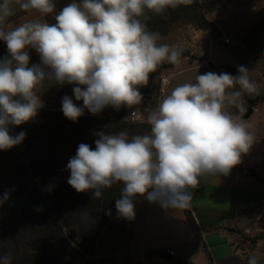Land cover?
Masks as SVG:
<instances>
[{"label": "clouds", "instance_id": "9594fccd", "mask_svg": "<svg viewBox=\"0 0 264 264\" xmlns=\"http://www.w3.org/2000/svg\"><path fill=\"white\" fill-rule=\"evenodd\" d=\"M192 3L82 0L65 6L53 25L29 21L11 27L9 19L17 10L45 16L54 12L55 4L0 0V40L9 53L0 59V151L25 139L23 131L12 135L11 127L31 121L45 106L37 94L45 81L75 85V99L83 106L67 95L62 99L63 115L73 122L85 109L97 115L109 106L119 110L139 105L143 96L138 86L147 85L149 75L163 63L178 65L184 52L181 46L158 43L160 34L144 23L146 12L159 15ZM29 47L39 54V64L29 66ZM238 72L233 76L209 71L198 74L194 83L177 85L156 108L147 109V134L94 133L95 149L81 143L69 159L68 184L78 193L92 192L93 199L122 185L115 207L118 218L129 221L135 219L138 195L164 209L189 207L191 190L206 177L228 175L254 142L247 125L229 111L235 107L243 112L244 95L258 93L249 70L238 66ZM10 194L6 190L0 196V205ZM82 220L88 226L92 217L85 213ZM0 264H12L11 253L0 255ZM247 264H261V258L253 254Z\"/></svg>", "mask_w": 264, "mask_h": 264}, {"label": "trees", "instance_id": "16d2710c", "mask_svg": "<svg viewBox=\"0 0 264 264\" xmlns=\"http://www.w3.org/2000/svg\"><path fill=\"white\" fill-rule=\"evenodd\" d=\"M237 1L193 0L190 5H180L163 14L146 12L144 23L150 32L159 33L163 38L176 24L187 21L209 32L221 51L239 61L243 50L221 43L222 33L207 18ZM261 33H264V21L255 26L244 41L249 36L256 39ZM256 51L249 50L250 53ZM184 58H189L185 52L181 60ZM174 67L168 63L159 66L149 75L147 85L138 86L143 96L141 102L162 97V75ZM224 69L233 76L239 75L236 67L226 66ZM244 98L251 110L264 103V98L248 94ZM128 108L122 106L112 118L82 115L76 122L66 118L63 112L38 111L31 121L10 126L12 135L23 131L26 136L19 145L0 151V196L11 190L8 200L0 205V255L11 253L12 264H64L67 256L83 259L94 256L99 238L117 214L115 201L120 198L122 185L104 190L102 199H93L92 192L78 193L68 184L70 171L66 166L75 156L79 144L86 143L95 149L96 132L115 134L127 130L130 135L149 133L148 123L127 119ZM254 177L259 179L257 175ZM49 185H53L51 191L46 190ZM37 208L43 211L37 212ZM109 211L111 215H108ZM85 213L92 217L88 226L82 220ZM124 222L130 221L124 219ZM151 255L166 256L165 252Z\"/></svg>", "mask_w": 264, "mask_h": 264}, {"label": "rangeland", "instance_id": "374dc122", "mask_svg": "<svg viewBox=\"0 0 264 264\" xmlns=\"http://www.w3.org/2000/svg\"><path fill=\"white\" fill-rule=\"evenodd\" d=\"M53 2L55 4L54 12L45 16L35 11L25 13L17 10L16 14L9 19L10 26L14 27L19 23L29 21H41L53 25L56 23L55 16L65 6L71 3L79 5L82 0H53ZM207 18L222 33L221 43L243 50L244 53L239 61L231 59L221 51V47L209 32L200 30L187 21L179 22L167 36L161 38L159 43L181 46L189 58L182 59L183 62L176 65L172 70L164 71L162 75V97L160 99L152 102H141L139 105L128 108L126 111L127 119L147 123V109L156 108L158 103L170 94L177 85L194 83L198 74L209 71L217 74L226 73L224 69L226 66L246 67L250 72V79L258 85V93L252 94V96L254 98H264V33L256 35V39L249 36L244 41L245 37L252 33L253 28L260 26L264 21V0H239L208 15ZM223 36L230 39V44L223 40ZM249 50L257 51L250 53ZM31 51L29 66L39 64V54L35 49L31 48ZM8 55L6 43L0 40V59ZM74 86L68 84L61 86L55 82L45 81L44 86L37 90V94L41 95V100L45 105L39 111L62 112V99L65 95L69 96L77 106L82 107L83 101L75 99ZM243 100L247 114L251 107L244 97ZM255 109L256 112L248 120H243L246 114L240 115L239 110L235 107L229 109L231 114L239 116L254 137V142L249 151L241 155L249 166L264 160V103L252 108L253 111ZM117 112L118 110L109 106L95 117L112 118ZM86 114L91 113L85 109L83 115ZM220 199V197L211 195L207 198L210 203L216 201V204H220ZM192 201H194V198ZM134 204L135 219L128 224L124 222L123 218H118V213L115 214L104 235L100 238L94 256L86 258L84 264H137L135 259L138 255L130 254L131 250L134 252H147L148 247L151 249L174 247L178 236H181L183 241L189 240L188 217L186 218L184 210L164 209L159 203H149L145 197L139 195L134 200ZM259 223L264 234V215ZM131 232L134 233L133 238L130 236ZM258 254L262 255L264 259V245L258 251ZM151 257L156 258L154 255L148 254V257L144 260L145 264H169L166 261L153 260Z\"/></svg>", "mask_w": 264, "mask_h": 264}, {"label": "crops", "instance_id": "0c3cea01", "mask_svg": "<svg viewBox=\"0 0 264 264\" xmlns=\"http://www.w3.org/2000/svg\"><path fill=\"white\" fill-rule=\"evenodd\" d=\"M182 62L183 60L180 61ZM255 112L256 109L253 114ZM255 175L259 179H256ZM191 191L194 201H191L189 207L182 209L188 214L189 240L183 241L182 237L178 236L174 247H148L147 252H144L151 255L171 250L175 253L173 258L167 255L151 257L153 260L166 261L169 264H247L248 258L253 254L260 257L261 264H264L263 256L258 254L264 241L259 243V250L252 253L251 246L245 244L233 232L241 230L250 236L263 234L259 222L264 215V160L249 166L245 158L241 157L240 163L235 165L228 175L216 174L206 177ZM209 195L220 197V204H216V201L210 203L207 200ZM130 236L133 238L134 233L131 232ZM130 254L137 256L138 252L131 250ZM137 259L138 256L135 261Z\"/></svg>", "mask_w": 264, "mask_h": 264}, {"label": "built area", "instance_id": "2783aa9c", "mask_svg": "<svg viewBox=\"0 0 264 264\" xmlns=\"http://www.w3.org/2000/svg\"><path fill=\"white\" fill-rule=\"evenodd\" d=\"M223 37H224L223 40L227 44H230V39L226 38V36H223ZM26 50L28 51L29 55H32L31 47L27 48ZM239 114L240 115H245L246 112H245V110L243 112H240L239 111ZM165 254L167 256H169V257H172V258L175 256V253L173 251H171V250H167L165 252ZM137 255H138L137 264H145L144 260H145V258L148 257V255L145 252H138ZM86 258H88V257H86ZM86 258L83 259V258H77V257H74V256H67L65 258L64 264H83L84 263V260Z\"/></svg>", "mask_w": 264, "mask_h": 264}, {"label": "water", "instance_id": "95a60500", "mask_svg": "<svg viewBox=\"0 0 264 264\" xmlns=\"http://www.w3.org/2000/svg\"><path fill=\"white\" fill-rule=\"evenodd\" d=\"M253 114V110H248L247 114L243 117V120H248L251 118ZM235 234H237L240 239L245 243L251 246V252L253 253L255 250L258 249L259 243L264 241V234L260 236H250L246 234L244 231L241 230H233Z\"/></svg>", "mask_w": 264, "mask_h": 264}]
</instances>
